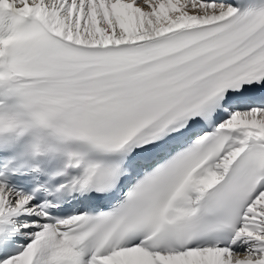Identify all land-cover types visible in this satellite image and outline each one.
Instances as JSON below:
<instances>
[{
  "label": "snow or ice",
  "instance_id": "1",
  "mask_svg": "<svg viewBox=\"0 0 264 264\" xmlns=\"http://www.w3.org/2000/svg\"><path fill=\"white\" fill-rule=\"evenodd\" d=\"M0 264H264V0H0Z\"/></svg>",
  "mask_w": 264,
  "mask_h": 264
}]
</instances>
